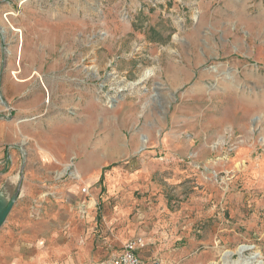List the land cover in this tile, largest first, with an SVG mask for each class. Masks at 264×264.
I'll return each mask as SVG.
<instances>
[{"label":"rangeland","instance_id":"374dc122","mask_svg":"<svg viewBox=\"0 0 264 264\" xmlns=\"http://www.w3.org/2000/svg\"><path fill=\"white\" fill-rule=\"evenodd\" d=\"M5 211L0 264H264V0H0Z\"/></svg>","mask_w":264,"mask_h":264},{"label":"built area","instance_id":"2783aa9c","mask_svg":"<svg viewBox=\"0 0 264 264\" xmlns=\"http://www.w3.org/2000/svg\"><path fill=\"white\" fill-rule=\"evenodd\" d=\"M83 193L86 189H83ZM145 248L142 239L131 240L126 242L120 252L116 254L109 264H162L159 260H144L140 257L139 252Z\"/></svg>","mask_w":264,"mask_h":264},{"label":"bare ground","instance_id":"6f19581e","mask_svg":"<svg viewBox=\"0 0 264 264\" xmlns=\"http://www.w3.org/2000/svg\"><path fill=\"white\" fill-rule=\"evenodd\" d=\"M24 1V0H23ZM10 14H12L11 12H10ZM8 15V14H7ZM1 30H2V32L6 35V34H8V29L6 28V25L5 26H3L2 28H1ZM17 34L18 33H20V30H17V31H15ZM15 35V34H14ZM21 39H20V37H19V39H18V41H20Z\"/></svg>","mask_w":264,"mask_h":264},{"label":"water","instance_id":"95a60500","mask_svg":"<svg viewBox=\"0 0 264 264\" xmlns=\"http://www.w3.org/2000/svg\"><path fill=\"white\" fill-rule=\"evenodd\" d=\"M5 214H6V211L5 212H0V225H1L2 221H3V219H4Z\"/></svg>","mask_w":264,"mask_h":264},{"label":"crops","instance_id":"0c3cea01","mask_svg":"<svg viewBox=\"0 0 264 264\" xmlns=\"http://www.w3.org/2000/svg\"><path fill=\"white\" fill-rule=\"evenodd\" d=\"M121 249H122V246L119 248V252H120Z\"/></svg>","mask_w":264,"mask_h":264}]
</instances>
